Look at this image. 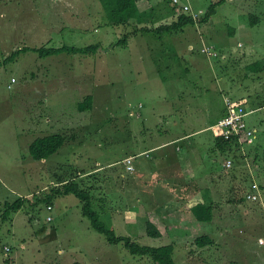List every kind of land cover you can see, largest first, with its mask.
Returning a JSON list of instances; mask_svg holds the SVG:
<instances>
[{
	"label": "rangeland",
	"instance_id": "rangeland-1",
	"mask_svg": "<svg viewBox=\"0 0 264 264\" xmlns=\"http://www.w3.org/2000/svg\"><path fill=\"white\" fill-rule=\"evenodd\" d=\"M170 1L172 7L136 0L139 12H151L139 25L114 23L107 0H0V264H155L122 243L110 245L75 196L38 202L61 180L90 191L94 210L116 235L146 247L173 245L177 264H264V0H226L207 22L220 0H188L201 14L194 24L159 35L134 33L176 23L184 13ZM255 18L260 22L252 25ZM62 47L88 51L41 54ZM242 93L254 100L248 107L261 110L246 118L256 129V150L235 155L216 147V125L225 117L226 98L238 103ZM88 97L92 107L80 111ZM206 124L213 128L197 133ZM169 128L184 137L170 147L178 148L184 183L165 178L153 189L160 194L154 205L136 182L154 214L135 224L128 217L132 175L147 177L151 188L157 172L144 167L145 158L135 161L136 172L123 160L169 141L175 135L164 132ZM53 134L64 135L65 145L46 161L33 160L30 144ZM255 190L259 207L246 201ZM22 198V210L4 222L6 203ZM177 200L186 202L176 208ZM162 203L167 210L156 211ZM199 203L213 208L210 223L195 219L191 210ZM146 218L155 220L160 237L148 236ZM202 236L212 242L197 246Z\"/></svg>",
	"mask_w": 264,
	"mask_h": 264
},
{
	"label": "trees",
	"instance_id": "trees-1",
	"mask_svg": "<svg viewBox=\"0 0 264 264\" xmlns=\"http://www.w3.org/2000/svg\"><path fill=\"white\" fill-rule=\"evenodd\" d=\"M107 1H109V4H110L109 5L110 13H112L113 15V16L111 15V19L113 20L114 23L126 24L129 22H134V23L141 25L144 21H148V17H150L151 12L150 13L139 12L136 9L135 7L136 0H107ZM114 1H116V4ZM164 1H166L169 6L171 5L170 0H164ZM224 1L226 0H220L219 2L212 4L208 12L205 15L203 22H207L209 18L215 13L216 7L220 3H223ZM175 8L176 7L174 6L173 9L175 10ZM194 23L195 22L191 16H186L184 14H181L179 16L178 21L172 25L162 26L155 30H151L145 27L140 30L139 27H137L138 29H135L134 33L138 32V30L141 32H151L152 31L155 34L159 35V34L171 33L172 31L180 30L184 26H187L189 24H194ZM251 24L255 25L256 21L253 20ZM122 43L126 44L127 39H125L124 42ZM31 51H36V50H31ZM87 51L88 50L86 49H78L74 47L73 48L62 47L59 49L46 50L45 53L41 51V54H43V56H52V55L60 54L63 52L86 53ZM91 107H92L91 97L90 98L88 97L83 104L79 105L80 111H86L90 109ZM66 142H67V138L62 134H53V135L45 136L43 138H37L32 142V144H30L29 154L31 158L35 161L40 162L43 160H47L53 155L57 154V152L65 145ZM217 146L223 152H226L229 154H235V155L238 152H242L244 148H248L250 151L253 149L256 150V148H252L251 146L240 144L238 139L227 141L221 136L217 137ZM255 161H257L256 158H255ZM255 164L256 162H254V165ZM60 184L61 186H59V188L55 190L53 189L50 195L45 196L43 199L38 200V202H45L48 205H50V203H52V200L56 196L73 195L80 201L82 205V215L90 221L92 229L95 230L97 233L103 235L107 239L110 245H116V244L122 243L124 244L125 248H127L130 251L131 254L141 256V257H145V256L150 257L155 264H177L174 260V246L173 245H167V246H163L159 248L146 247V246H141L138 243L134 242L130 237L116 235L115 231L113 229H109L107 225L101 220L100 214L94 210L93 198L90 194V191L82 189L80 185H78L76 182L74 183V181L66 182L65 180H61ZM259 190L264 192V186L261 185L259 187ZM247 193L248 194L246 198L248 197L249 194H253V191L247 192ZM24 201L25 199L22 198V199H18L17 201H14L13 203H6L5 205L6 210L3 213L2 220L6 222L8 221L11 215L22 210V208L25 205ZM246 201L253 203L254 205L259 203V202H251L249 199ZM191 211L195 219L200 223L201 222L210 223L213 220V208L211 207V205L199 203L195 205ZM146 231L149 237H160L161 236L160 231L151 222L147 223ZM211 242L212 240L208 236H202L195 240L196 245L199 247H205ZM56 264H59V263H56ZM73 264H81V263L75 262Z\"/></svg>",
	"mask_w": 264,
	"mask_h": 264
},
{
	"label": "crops",
	"instance_id": "crops-1",
	"mask_svg": "<svg viewBox=\"0 0 264 264\" xmlns=\"http://www.w3.org/2000/svg\"><path fill=\"white\" fill-rule=\"evenodd\" d=\"M256 24L258 22H260V18H256ZM241 46V44H240ZM193 47H190V49H192ZM206 50H209L210 53H207ZM202 52L205 54H208L210 56H214V57H218V54L216 52H214L212 50V48H209V47H204L202 49ZM225 58V57H223ZM257 66V64H253L252 67H255ZM17 83V82H15ZM229 99V98H226V100ZM238 100L239 102L236 103L240 106H243L245 108V110L247 111L248 113V116H252L253 114L255 113H258L260 112V106L259 108H256V106H253V107H248V105H252L254 104V100L252 97H250L249 95H246L244 93L240 94L238 96ZM227 112V111H226ZM226 115V114H225ZM247 116V117H248ZM246 117V118H247ZM257 118H255V121H256ZM263 121V120H262ZM264 123V121H263ZM248 124V123H247ZM173 126H176V123H173L171 124ZM251 125H254V122L253 124ZM217 126V125H216ZM249 126V125H248ZM250 127V126H249ZM213 128V125H209V124H206L204 126L203 129H201L200 131H198L197 133H205L209 130H211ZM251 129L253 127H250ZM252 130H256L255 128L252 129ZM164 132H174L175 135H173V137L167 141V142H163V143H159V144H156L154 146H151L149 149H145L143 151H140L139 153H134L132 152V154L128 155L124 160L123 162L126 160V159H129V158H132L133 160V163H132V166L134 168V172L137 171V169L140 167V163H135V161L137 159H140V158H145L147 159L146 161H150V164H148L147 162L144 163V167L145 168H148V170H155L157 172V177H156V183H158L156 186H153L150 188V186L148 185V178L147 177H144L142 178L140 175H132L133 177V185L132 187L130 186L129 188V192H128V195L130 194L132 196V198H130L131 200V206L129 207L128 211H129V218L132 219V221L135 223V224H138V222H141L142 221V218L144 217L143 214H149V216L153 215L154 213L151 212V210H147L148 209V203L144 200L145 196H143L141 193V190H139L136 186V182L139 183V188L140 189H147L149 192V195L150 196H154V199L152 200V203L154 205L157 204V197L160 196V194L158 195V192L157 193H154L155 190H153L154 188H159L160 185L164 182L165 178H170V180L174 183H184L182 181L183 178L179 177L178 175V166L180 167V163H179V157L176 153V150L178 148H176V150L173 148H170V147H173L175 144H177L178 142H181L184 137H179L176 135V128H169L168 130H165ZM264 133V131H263ZM219 136V134H217V136H215V145L216 147L218 148L217 146V137ZM253 146V145H252ZM253 148V147H252ZM219 149V148H218ZM220 150V149H219ZM172 159V167H174L172 169V171L169 170L168 166L166 164H168V160H171ZM227 160H231L232 159H229L227 158L226 159V162ZM43 161H46V160H43ZM154 164H153V163ZM233 162V161H232ZM125 163V162H124ZM126 164V163H125ZM135 164V165H134ZM233 167V166H232ZM126 168H127V164H126ZM168 169V170H167ZM167 170V171H166ZM133 171H130V172H133ZM146 171V170H144ZM154 179V178H153ZM262 184H260L261 186ZM150 188V189H149ZM149 199V198H148ZM151 201V200H150ZM262 201V200H261ZM178 202V203H176ZM175 203H171L172 205H174L176 208H180V206H183V204L186 202V200H181V201H176ZM164 206H161L160 208L156 207L155 206V210L157 211L158 209L164 211V210H167V206L165 205V203H162ZM179 205V206H178ZM255 207H259L258 204L254 205ZM174 208L175 211H178V209ZM147 212H146V211ZM154 210V211H155ZM147 220V218H146ZM149 220L145 221L146 224L148 223ZM151 223H153L156 228H157V223L155 222V220H153L152 218H150V221ZM261 247V246H260Z\"/></svg>",
	"mask_w": 264,
	"mask_h": 264
},
{
	"label": "built area",
	"instance_id": "built-area-1",
	"mask_svg": "<svg viewBox=\"0 0 264 264\" xmlns=\"http://www.w3.org/2000/svg\"><path fill=\"white\" fill-rule=\"evenodd\" d=\"M173 2L174 4L180 5L182 8V13L191 16L195 22L200 19V12L198 13L194 11L188 0H186L185 4L182 3V0H173ZM206 52L210 53L209 50H206ZM11 82L15 83L16 80L13 78ZM225 106L227 111L226 115L216 126L220 130L219 136L223 137L227 141L238 139L240 144H244L247 146L254 145L257 136L255 134V131L252 130L246 122L248 113L245 108L232 102L229 99L225 101ZM125 162L127 163V170L133 171L134 168L132 166V158L126 159ZM225 166L227 169H230L233 166V162L231 160H227ZM248 199L251 202H261L262 196L258 190H255L253 191V194L248 195ZM259 243L260 245H264V241L262 240Z\"/></svg>",
	"mask_w": 264,
	"mask_h": 264
}]
</instances>
